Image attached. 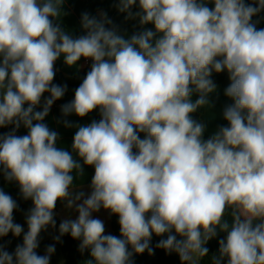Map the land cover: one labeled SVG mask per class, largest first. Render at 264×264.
<instances>
[{
  "label": "clouds",
  "instance_id": "obj_1",
  "mask_svg": "<svg viewBox=\"0 0 264 264\" xmlns=\"http://www.w3.org/2000/svg\"><path fill=\"white\" fill-rule=\"evenodd\" d=\"M64 4L0 0V128L13 126L0 134V175L33 205L24 232L16 200L0 188V237L23 233L14 253L0 245V264H50L55 245L36 250L40 233L56 227L58 201L78 217L63 220L55 239L79 240L82 254L90 250L85 264H133L134 254H154V235L181 264H201L221 233L208 264H264V28L253 19L264 0H118L143 29L131 36L87 12L74 36L62 26ZM61 56L69 67L92 61L60 108L58 123L76 129L70 149L44 122L66 92L53 83ZM225 71L227 125L204 139L193 114L212 108L211 77ZM95 110L98 121L67 119ZM21 126L26 135L16 134ZM85 166L94 168L86 198L73 193ZM101 208L118 217L119 236L93 218Z\"/></svg>",
  "mask_w": 264,
  "mask_h": 264
},
{
  "label": "crops",
  "instance_id": "obj_2",
  "mask_svg": "<svg viewBox=\"0 0 264 264\" xmlns=\"http://www.w3.org/2000/svg\"><path fill=\"white\" fill-rule=\"evenodd\" d=\"M64 12L65 16L62 18V26L72 31L74 36L83 35V29L81 28V15L82 13L87 12L90 16H95L97 19L98 16L102 18L103 14H107L108 19L112 21V25H106L107 27L116 26L120 30L121 33H127L128 36H131L133 33H138V28L135 26H127L125 25L123 13L118 11V0H65L64 4ZM254 21H259L257 24L258 28H264V12H261L258 16L253 18ZM92 61L89 60L86 62L85 59L81 58L78 61L77 66L69 67L65 65L63 56H61L55 63V69L64 75L65 77L78 78L83 73L88 72L90 70ZM54 84L59 85L55 79L53 81ZM229 84H224L218 87V91L214 94L209 95V100L212 103V108L203 110V113L197 117V113L193 114V119L199 122L206 124L205 134L210 136L212 129H217L222 126L224 123V119L222 118V112L225 106L232 103L230 98L224 95V89ZM61 86V85H60ZM49 94L45 93L44 97H42L41 105L36 110H41L43 106L44 98L48 97ZM74 99V92L66 87L65 95L62 99L54 102L53 106L50 109L49 116L45 118V123L49 124V126L60 133L59 146L61 147H71L72 139L76 129L65 128L62 123H58V121H62L65 119L61 115L60 106L62 104L68 103ZM67 119L73 124H86L90 123L93 120H99L100 115L99 111L95 110L91 112L89 115L80 118L75 114L70 115ZM227 123L225 124V126ZM7 127L0 128V134L7 133ZM17 135H26L27 129L23 126L20 127L16 132ZM141 138H143V134H141ZM207 139V137H204ZM94 174V168L90 166H85V173L76 174L74 173L76 179L74 181L77 184L73 193L78 191H83L85 193V198L88 194H90V183L91 177ZM0 188L12 196L14 200L17 202V209L14 211V222L20 224L24 232L27 231L26 224V215L28 211L32 208V204L29 200H24L20 193L18 185L15 182H8L4 180L3 176L0 175ZM81 201L77 203H81ZM66 201H58L56 208L54 210L55 216L61 220H75L78 217V213L75 210V206L71 209L67 208ZM93 218H99L105 224V234H112L119 236V224L118 217L115 215H110V213L103 208L100 209L99 212H94L92 214ZM59 225L56 224L55 228L49 226L47 230L42 231L39 236V247L37 248V253L39 255L46 254V248L49 245H55V252L52 254L50 258V264H66V258L69 251V240L66 234L60 237V240L57 241L55 237L59 236ZM166 237H156L153 236L151 240V247L156 246L159 239ZM224 238V234H218L217 237L213 238L212 244L214 247V254L218 252V241L219 239ZM78 245L79 251V240H75ZM23 243V233L20 237H15L11 233H9L5 237H0V245L3 246L4 250L9 253H14L17 245ZM131 251V249H129ZM165 252V251H164ZM81 258H85L87 254V250L83 252V254L79 251ZM133 264H181L179 256L175 253L167 254L165 252L164 256H158L156 253L149 255L147 251L143 254H134L132 257Z\"/></svg>",
  "mask_w": 264,
  "mask_h": 264
},
{
  "label": "trees",
  "instance_id": "obj_3",
  "mask_svg": "<svg viewBox=\"0 0 264 264\" xmlns=\"http://www.w3.org/2000/svg\"><path fill=\"white\" fill-rule=\"evenodd\" d=\"M138 8L134 7L132 9L133 12L137 11ZM126 13H123V18H124V22L125 25L127 26H135L138 28V32L142 31L143 29L141 28L140 24H139V20L138 19H125ZM144 28L147 29H153V25L148 24L143 26ZM56 75H55V81L61 85V86H65L69 89H71L73 92H75V89L79 86V84L82 82L84 76L86 75L87 72L83 73L80 77L78 78H72V77H65L64 75H62L61 73H59L56 69H55ZM213 81L215 82V84L217 85V88L224 85V84H229V78H228V74L227 72H222V73H213L212 77ZM197 98V95L194 94L192 99L195 100ZM204 108L198 109L197 110V117H199L202 113H203ZM198 121V120H197ZM199 122V121H198ZM227 122L224 121V123L222 124V126H225ZM13 126L9 125L7 127V132L12 131ZM204 137L209 138L210 136L206 135L204 133ZM31 202V200H29ZM32 204V202H31ZM33 206V205H32ZM54 218L56 221V224L59 225L61 223V220L58 219L55 214H54ZM66 236L68 237L69 240V251H68V255L66 258V264H85V262L90 259V250H87V254L85 258H81L79 251H78V245L76 243V241L70 236V234H66ZM206 247L209 249V258L214 254V247L212 244V241L210 240ZM154 250V253H156L158 256H164L165 252L163 249H159L156 248L155 246L152 247ZM209 258H206L205 260L201 261V264H208V260Z\"/></svg>",
  "mask_w": 264,
  "mask_h": 264
},
{
  "label": "built area",
  "instance_id": "obj_4",
  "mask_svg": "<svg viewBox=\"0 0 264 264\" xmlns=\"http://www.w3.org/2000/svg\"><path fill=\"white\" fill-rule=\"evenodd\" d=\"M89 60H86V62H88ZM60 108H61V106H60Z\"/></svg>",
  "mask_w": 264,
  "mask_h": 264
},
{
  "label": "water",
  "instance_id": "obj_5",
  "mask_svg": "<svg viewBox=\"0 0 264 264\" xmlns=\"http://www.w3.org/2000/svg\"><path fill=\"white\" fill-rule=\"evenodd\" d=\"M98 18H99V19H101V17H100V16H98Z\"/></svg>",
  "mask_w": 264,
  "mask_h": 264
}]
</instances>
